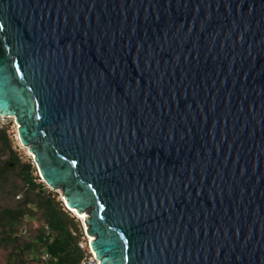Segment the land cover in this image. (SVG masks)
Returning a JSON list of instances; mask_svg holds the SVG:
<instances>
[{"label":"water","instance_id":"water-1","mask_svg":"<svg viewBox=\"0 0 264 264\" xmlns=\"http://www.w3.org/2000/svg\"><path fill=\"white\" fill-rule=\"evenodd\" d=\"M0 115L99 264H264V0H0Z\"/></svg>","mask_w":264,"mask_h":264},{"label":"trees","instance_id":"trees-1","mask_svg":"<svg viewBox=\"0 0 264 264\" xmlns=\"http://www.w3.org/2000/svg\"><path fill=\"white\" fill-rule=\"evenodd\" d=\"M14 135L0 128V264H75L88 249L82 223Z\"/></svg>","mask_w":264,"mask_h":264},{"label":"built area","instance_id":"built-area-1","mask_svg":"<svg viewBox=\"0 0 264 264\" xmlns=\"http://www.w3.org/2000/svg\"><path fill=\"white\" fill-rule=\"evenodd\" d=\"M10 120L15 121L13 116L0 115V128L9 127ZM15 125H17L16 122H15ZM87 246H88V249L86 253L75 264H99V259L95 257L94 251H92L89 247V236H87ZM46 256H48V253H45L43 255V257H46Z\"/></svg>","mask_w":264,"mask_h":264},{"label":"rangeland","instance_id":"rangeland-1","mask_svg":"<svg viewBox=\"0 0 264 264\" xmlns=\"http://www.w3.org/2000/svg\"><path fill=\"white\" fill-rule=\"evenodd\" d=\"M9 123H10V125H9V131L12 132V134H15L14 136H16V127H17V125H15V121H11V120H10ZM18 145H19V149L22 150V151H24L25 154L31 156V159H32V155L27 151V149H26L25 147H23V146L20 144V142H18ZM35 166H36V165H35ZM36 170H37V174H38V176L40 177V179L43 180V178H42V176L40 175V173H39L37 167H36ZM52 190L56 191L57 194L60 196V198H63V197H62L61 189H52ZM79 218H80V217H79ZM82 226H83V230H84L85 238H86V237L89 236V235H87L86 232H85V226H84L83 224H82ZM24 228H25V232H26V225H23L22 233H25V232H23V229H24ZM27 236L29 237L30 235H27Z\"/></svg>","mask_w":264,"mask_h":264},{"label":"bare ground","instance_id":"bare-ground-1","mask_svg":"<svg viewBox=\"0 0 264 264\" xmlns=\"http://www.w3.org/2000/svg\"><path fill=\"white\" fill-rule=\"evenodd\" d=\"M72 210H73V209H72ZM73 211H74V210H73ZM85 214H86V213H83V214H81V215H78V216H79L80 218H84ZM90 238H92V236H91V235H89V239H90Z\"/></svg>","mask_w":264,"mask_h":264}]
</instances>
